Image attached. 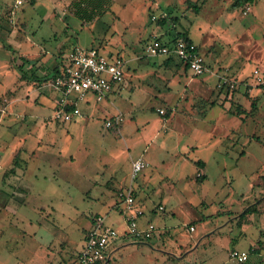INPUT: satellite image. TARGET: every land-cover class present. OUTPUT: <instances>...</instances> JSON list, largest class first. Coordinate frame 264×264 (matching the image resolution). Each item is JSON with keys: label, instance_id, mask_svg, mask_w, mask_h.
<instances>
[{"label": "rangeland", "instance_id": "1", "mask_svg": "<svg viewBox=\"0 0 264 264\" xmlns=\"http://www.w3.org/2000/svg\"><path fill=\"white\" fill-rule=\"evenodd\" d=\"M14 1L0 0V264H76L96 213L125 226L115 209L138 158L146 166L131 183L148 180L153 195L139 223L150 218L156 230L122 239L135 241L105 264H264V86L253 79L254 69L264 74V13L251 21L253 3L236 0H112L85 22L69 0ZM177 33L196 42L205 73L147 54L154 36ZM74 46L127 62L113 112L92 104L75 126L54 116L57 93L43 78ZM222 74L240 81L230 97ZM115 112L121 123L107 127ZM247 206L255 209L242 216Z\"/></svg>", "mask_w": 264, "mask_h": 264}, {"label": "built area", "instance_id": "2", "mask_svg": "<svg viewBox=\"0 0 264 264\" xmlns=\"http://www.w3.org/2000/svg\"><path fill=\"white\" fill-rule=\"evenodd\" d=\"M24 0H15L14 7L22 6ZM146 52L150 56H174L195 75L205 73L208 68L198 47L184 37H177L168 42L154 36L146 44ZM126 60L117 54H106L95 47L75 46L67 54L65 60L59 64L58 70L50 78L49 84L57 93L54 116L62 122H69L81 115L79 102L91 95L97 101L106 98L114 88L124 80ZM253 79L258 86H264V74L253 70ZM239 80L220 75L218 77L219 90L229 91L238 87ZM163 113L162 109H159ZM122 120L118 113L105 120L107 127L115 126ZM146 163L138 158L131 163V178L145 168ZM122 215L124 229L119 230L109 224L102 214H95L85 235L84 244L77 253L76 264H105L110 260V249L122 237L148 236L154 225L147 229H140L138 219L143 210L137 206L132 189L122 194ZM163 207L160 205L159 209ZM193 229V226H191ZM230 256L237 262L247 260L246 250L233 249Z\"/></svg>", "mask_w": 264, "mask_h": 264}, {"label": "crops", "instance_id": "3", "mask_svg": "<svg viewBox=\"0 0 264 264\" xmlns=\"http://www.w3.org/2000/svg\"><path fill=\"white\" fill-rule=\"evenodd\" d=\"M257 1V2H256ZM69 2H70V0H69ZM243 2H252L253 3V11H252V18H251V21L252 20H260L261 19V16H262V13H264V6H262V7H260L259 6V8L257 7L256 9H255V7L254 6H257V4H259V2H263V0H252V1H245V0H240V2L237 4V0L233 3V6H235V7H238L239 5H241ZM239 24H243V26H244V23H242V22H238ZM245 28H247V25L245 26ZM157 37H159V35H157ZM173 37V36H172ZM172 37H170L169 39H171ZM161 39H163V38H161ZM168 38L167 39H163V40H166V41H168L169 40ZM189 39L192 41V42H194V40L191 38V37H189ZM195 44H196V42H194ZM18 44V43H17ZM19 45V44H18ZM15 46H17V45H15ZM196 46L198 47V45L196 44ZM75 47V46H74ZM72 49V48H71ZM198 49H199V47H198ZM199 51H200V53H201V50L199 49ZM201 55L203 56V53H201ZM20 56H23V57H25V58H27L26 57V53L24 54V52L23 53H21L20 52ZM67 56V55H66ZM65 56V57H66ZM166 59V61H169V60H176V61H178V62H180V63H182L181 61H179L176 57H174V56H170V57H165ZM169 58V59H168ZM203 58H204V61H205V63L208 65V62H206V59H205V57L203 56ZM63 60V59H62ZM62 60L61 61H59L57 64H60L61 62H62ZM127 63V62H126ZM126 63H125V73H124V80H123V82L121 83V84H119V85H117L115 88H114V90H113V92L112 93H110L106 98H104V99H102V100H99V101H97V100H95L94 98H93V96H91V95H89V96H87V98H86V100H83L85 103L83 104L84 106L82 107V106H80V104H79V108H80V112H81V115L80 116H78V117H75L73 120H71V121H69V123L70 122H72V123H74L73 124V126H75L77 123H78V119H80V118H83V111L85 112V113H93V111H97L96 109H95V106L96 105H98V102H102L103 104H101V106H103L104 108V110H106L107 111V108H108V110H111L112 112H113V107H111V105H113L114 104V99L116 98V96L118 95V93L119 92H121L122 90L121 89H123V86H124V84H125V82H126V75H127V67H126ZM56 64V65H57ZM55 65V66H56ZM182 65L185 67V64H183L182 63ZM37 66V65H36ZM54 66V67H55ZM54 67H52L50 70H48V71H43V73H44V75L45 74H48V73H50L51 71H52V69L54 68ZM129 68V67H128ZM188 69V68H187ZM189 70V69H188ZM190 71V70H189ZM49 80H50V78H49ZM54 93V91L52 92V99H50L51 100V102H52V106L54 107V104H55V102H53V98H54V96L56 95L57 96V94H55ZM43 97V96H42ZM46 98V97H45ZM47 99V98H46ZM93 100V101H92ZM80 103V102H79ZM92 104H95V106L93 107L92 106ZM115 107V106H114ZM53 111V108H51V112ZM116 114H118V113H116L115 112V114L113 115V116H115ZM113 116H109V117H106V119H108V118H112ZM105 119V120H106ZM2 121V118L0 119V122ZM65 123H67V122H65ZM121 123V122H120ZM15 138V137H14ZM18 141V139L17 138H15V143ZM8 145H6L7 147H4V149H3V155H4V157H9V155H12L13 153H14V145H12L11 144V146H10V143H7ZM14 144V143H13ZM16 148V147H15ZM17 156H18V153L15 155V157L17 158ZM14 172H15V169H14ZM141 172V171H140ZM138 175V174H137ZM137 175H136V177H137ZM135 177V178H136ZM131 176L129 177V180H128V178H127V184H128V189L130 188V189H132V192H133V195H134V197H135V201H136V204H137V206L138 207H140L142 210H143V214L139 217V219H138V226H139V228L140 229H147V227H148V225L149 224H152V225H154L153 223H152V220L149 218V219H147V220H145L144 222H142L141 224L139 223V220L143 217V215H145L146 213H145V211H144V206H145V204L149 201V199H150V197L151 196H153V195H151V194H148L147 193V191H146V193H145V189L147 190V185H146V183H147V181L148 180H141V181H139V182H136V183H131L132 181H133V179L131 178ZM134 178V179H135ZM138 193V194H137ZM142 199V200H141ZM107 203V205H109V206H107L108 208H113V209H115L114 207H113V203H114V201H111V202H106ZM105 203V204H106ZM112 205V206H111ZM123 205V204H122ZM161 205V204H160ZM162 207H163V205H161ZM122 207L123 206H121L120 208H118V209H115V210H117V211H119V214H120V218L123 220V215H122ZM158 210H161L162 212H163V210H165L164 208H162V209H159V207H158V209L157 208H153V210H152V213H156ZM96 214H101L100 212L99 213H96ZM90 223H91V220H90V222H88V226H87V230L89 229V227H90ZM109 223V222H108ZM109 224H112V225H114L113 223H109ZM124 229V227H122L121 229H119V230H123ZM86 230V231H87ZM156 230V227H155V225H154V230H152L151 232H150V234L148 235V236H150L152 233L154 234V231ZM195 230V229H194ZM87 233V232H86ZM85 235L86 234H84L83 235V237H82V240L80 241V246H78V248H77V251H76V257H77V253L79 252V250L81 249V247L83 246V244H84V239H85ZM129 237H133V236H128V237H122V238H119L114 244H113V246L111 247V249H110V256L112 257L113 256V254H115V252L117 251V249L122 245V244H124V243H127V242H133V241H135V239H137V238H140V237H147V236H139V237H136L134 240H132V238L131 239H128V240H126V241H124V242H120L122 239H126V238H129ZM200 242H202V241H200ZM199 241H197L196 243H194V246L196 245V247L199 245V243H200ZM187 243H189V242H187ZM186 244V243H185ZM185 244H183V245H185ZM178 246H180V245H178ZM191 252H193V253H198L197 251H196V248L193 250V251H191ZM191 252H189V253H191ZM75 261H76V258H75ZM136 264H140L139 262H137Z\"/></svg>", "mask_w": 264, "mask_h": 264}, {"label": "trees", "instance_id": "4", "mask_svg": "<svg viewBox=\"0 0 264 264\" xmlns=\"http://www.w3.org/2000/svg\"><path fill=\"white\" fill-rule=\"evenodd\" d=\"M245 1H252V0H245ZM240 2V0H237V4ZM112 4V0H70L69 7L72 9L75 16H77L79 19L83 21H90L93 18L102 15L104 12L108 11L110 6ZM177 37H184L187 40L191 41L189 37L183 35V33H177L174 35L171 39L168 40V42L174 41ZM13 50V49H12ZM15 55L13 54V57ZM21 63L17 65L18 69L21 71V79H27L29 78L28 74L24 71V64L27 62V59L23 56H19ZM169 59V58H168ZM34 65H32L30 68H32ZM59 64H57L50 73L43 75L44 79L51 78L55 72L58 70ZM186 68H188L185 65ZM29 68V69H30ZM32 80H42L40 77H32ZM226 93L228 91H225ZM232 94L228 92V96L230 97ZM242 112V111H240ZM240 112H237L240 114ZM17 158L14 157V166L10 169L11 172H14L15 165H17ZM200 164L202 162L200 161ZM255 208L251 206H247L244 208V210L241 212V215H245L251 211H253Z\"/></svg>", "mask_w": 264, "mask_h": 264}]
</instances>
